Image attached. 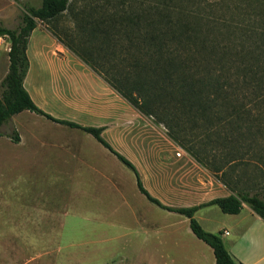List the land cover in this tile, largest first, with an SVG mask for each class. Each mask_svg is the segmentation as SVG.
I'll use <instances>...</instances> for the list:
<instances>
[{
    "label": "crops",
    "instance_id": "crops-1",
    "mask_svg": "<svg viewBox=\"0 0 264 264\" xmlns=\"http://www.w3.org/2000/svg\"><path fill=\"white\" fill-rule=\"evenodd\" d=\"M59 47L41 27L28 38L23 88L37 107L59 120L102 128V138L136 165L145 190L165 206L193 207L231 194ZM11 122L20 142L0 136V200L9 195L15 225L64 227L69 216L82 221L91 231L92 264H215L188 219L151 204L92 136L28 111ZM130 148L136 156L125 153ZM194 218L204 231L220 235L234 264H264V220L249 206L233 215L206 206ZM41 252L42 260L48 257ZM58 254L49 255L58 261Z\"/></svg>",
    "mask_w": 264,
    "mask_h": 264
},
{
    "label": "trees",
    "instance_id": "trees-1",
    "mask_svg": "<svg viewBox=\"0 0 264 264\" xmlns=\"http://www.w3.org/2000/svg\"><path fill=\"white\" fill-rule=\"evenodd\" d=\"M99 2L88 0L79 12L78 23L89 43L86 47L77 50L56 31H45L139 115L151 119L156 127L162 126L171 141L231 194L193 207L165 206L145 190L135 167L102 138V128L56 119L34 104L23 88L28 70V38L38 27L37 21H51L67 11V0H42L40 8H26L18 31L0 25V38L10 41L6 76L10 99L4 105L0 102V128H5L0 136L14 144L20 142L11 117L23 111L89 134L132 171L138 191L151 204L188 219L193 235L212 249L215 264H234L220 235L204 231L194 214L215 205L222 213L233 215L247 205L264 220V201L234 194L217 175L220 169L211 170L203 162L216 142L223 140L231 145L256 138L250 125L260 119L252 118L248 105L258 102L261 92L259 103L264 101V62L261 66L246 63L236 49L223 46L218 35L203 32L194 26L197 20L193 22L186 15L173 16L165 3L134 9L126 8L123 2ZM96 13L101 17L95 19ZM261 53L264 58V47ZM229 153L232 156L233 152Z\"/></svg>",
    "mask_w": 264,
    "mask_h": 264
},
{
    "label": "rangeland",
    "instance_id": "rangeland-1",
    "mask_svg": "<svg viewBox=\"0 0 264 264\" xmlns=\"http://www.w3.org/2000/svg\"><path fill=\"white\" fill-rule=\"evenodd\" d=\"M98 1L101 3L108 1L114 4L123 2L122 5L126 8L132 7L134 9L158 3L163 6L162 4L165 3L170 6L169 9L173 16L186 15L193 22L197 20L194 26H199L203 32L218 35L221 44L236 49L246 63L261 66L264 62L261 53L262 47H264V0ZM87 3L88 0H67L69 6L67 11L51 21H37V25L44 29L49 28L56 31L64 39L66 38L71 42L73 47L80 50L86 47L88 43L85 33L82 32V27L78 23L80 9ZM41 4L42 0H0V25L9 30L18 31L23 24L25 9H38ZM94 16L95 19L101 17L97 13ZM9 48L10 41L6 38H0V102L2 105L10 99L6 81L9 71ZM65 51L63 45L60 44L59 53ZM112 62H114V59ZM261 99L262 92L258 93V102L248 105L252 118L260 119L250 125L256 138L239 140L231 145H227L228 142L219 141L218 139L219 142L211 144L213 147L205 154L203 162L211 170L220 169L217 175L227 183L234 194L255 196L264 201V153L261 154V150L264 149V101L259 103ZM143 118L170 141L180 153L191 158L171 141L162 126L156 127L151 119ZM222 130H225V128H222ZM258 130H261V133H257ZM4 132L5 128H0V134ZM132 140L143 142L139 137ZM222 142L224 143L222 144ZM248 143L251 144L247 148ZM125 151V153L128 152L136 156L132 153V148ZM229 152H233L232 156ZM121 156L127 159L140 175V170L138 171L136 165L125 155ZM120 166L136 181L131 170L127 169L122 163H120ZM202 170L206 178L212 181V174L205 169ZM0 182H2L1 179ZM9 200V195H5L4 199L0 200V264H92L88 250V242L91 236L89 226L82 225L84 223L80 220L74 221L71 216L67 218V224L64 227L17 226L15 225V219L18 218V215H14L13 206L9 205ZM103 230L104 228L98 229V234L103 233ZM41 235H43L45 241L44 243H37L35 239H40ZM41 251L48 253V257L44 260H42ZM56 252L60 253L58 254L60 260L58 261L55 258H50V255ZM63 256L66 257L62 259Z\"/></svg>",
    "mask_w": 264,
    "mask_h": 264
}]
</instances>
